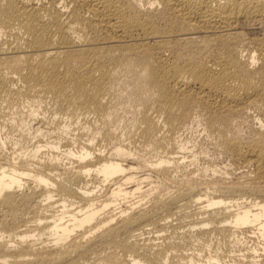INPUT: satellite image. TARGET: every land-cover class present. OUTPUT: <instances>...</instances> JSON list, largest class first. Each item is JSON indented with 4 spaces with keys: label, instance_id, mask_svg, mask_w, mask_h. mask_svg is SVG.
Listing matches in <instances>:
<instances>
[{
    "label": "bare ground",
    "instance_id": "6f19581e",
    "mask_svg": "<svg viewBox=\"0 0 264 264\" xmlns=\"http://www.w3.org/2000/svg\"><path fill=\"white\" fill-rule=\"evenodd\" d=\"M257 23L264 0H0V264H264ZM197 119L248 179L177 154Z\"/></svg>",
    "mask_w": 264,
    "mask_h": 264
},
{
    "label": "rangeland",
    "instance_id": "374dc122",
    "mask_svg": "<svg viewBox=\"0 0 264 264\" xmlns=\"http://www.w3.org/2000/svg\"><path fill=\"white\" fill-rule=\"evenodd\" d=\"M247 35H263L264 34V23H257L251 26H244L243 29ZM258 64V63H257ZM45 110H49L50 106L48 105ZM249 116L246 115L247 121L240 125V135L242 137H247L252 134L253 126H257L260 123L256 124L258 119L256 118L260 113L255 108H251L249 110ZM249 120V121H248ZM252 120V123L251 121ZM184 139L188 141L186 144L188 148H192V150L181 149L178 151V155H189V158H192L194 153H197L199 159L190 165V168L195 171V175L202 181L211 180L216 177H220L221 171H224L223 175L227 181H245L248 177H242L244 172L251 173L253 171V166L239 167L232 160V155L228 151H226L223 147L219 145V143H215L212 140V137L209 136L206 131L203 129L202 121L198 119L194 121L193 128L190 130H186L184 133ZM194 145V147L192 146ZM208 167V168H207ZM216 168V171H214ZM143 172H146L144 170ZM155 176H153L154 178ZM173 181V182H172ZM156 181L152 183H148L147 181L143 184V190H148L151 185L155 184ZM205 186V184H204ZM166 192L177 194L178 188L181 186L175 182L174 180H169L167 185L165 186ZM147 192V191H146ZM146 195V194H143ZM137 195L135 197L129 198V202H134L139 198L143 197ZM129 202H126L129 204ZM92 261L89 262V264ZM108 264H113V262H109Z\"/></svg>",
    "mask_w": 264,
    "mask_h": 264
}]
</instances>
